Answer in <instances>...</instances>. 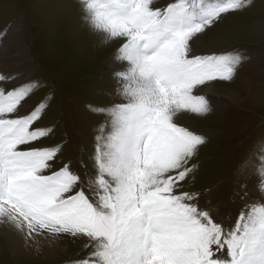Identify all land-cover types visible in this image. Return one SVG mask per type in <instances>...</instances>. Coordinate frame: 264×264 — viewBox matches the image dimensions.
<instances>
[{"label":"snow or ice","instance_id":"1","mask_svg":"<svg viewBox=\"0 0 264 264\" xmlns=\"http://www.w3.org/2000/svg\"><path fill=\"white\" fill-rule=\"evenodd\" d=\"M78 0L89 31L118 42L114 71L118 103L92 107L106 117L92 156L95 177L65 164L61 145H31L51 132L33 125L47 105L26 104L35 82L0 86V231L39 253L66 238L85 255L75 264H264V195L225 227L199 193L183 191L206 140L179 125L181 112L206 116L201 93L231 81L238 52L197 54L199 35L250 0ZM17 77L0 74V85ZM21 146H29L22 148ZM264 151V150H262ZM256 168L264 193V155Z\"/></svg>","mask_w":264,"mask_h":264},{"label":"rangeland","instance_id":"2","mask_svg":"<svg viewBox=\"0 0 264 264\" xmlns=\"http://www.w3.org/2000/svg\"><path fill=\"white\" fill-rule=\"evenodd\" d=\"M168 2L155 0L153 6ZM0 40L7 43L0 46V74L20 78L0 86L10 89L35 82L37 87L26 100L31 107L48 97L33 127L51 132L31 147L61 145L52 162L54 170L69 164L82 178L94 179L95 137L106 117L90 106L120 102L107 65L119 43H103L102 35L89 31L78 0H0ZM198 41L208 48L195 49L198 54L240 52L243 57L231 81L215 82L237 92L239 104L222 97L225 103L206 116L183 111L176 120L206 140L191 162L198 167L182 182V190L199 193L200 207H207L227 228L256 200L257 160L264 155V0H250L249 7L226 15ZM59 244L65 247L60 255L32 253L30 259L14 262L4 257L0 264H75L85 255L78 241L66 238Z\"/></svg>","mask_w":264,"mask_h":264},{"label":"bare ground","instance_id":"3","mask_svg":"<svg viewBox=\"0 0 264 264\" xmlns=\"http://www.w3.org/2000/svg\"><path fill=\"white\" fill-rule=\"evenodd\" d=\"M15 27H16V24H15ZM198 43L199 45L198 44L196 45V49H198L199 47L201 48L203 46V44H201L200 41H198ZM0 46L2 47L7 46L6 40H0ZM204 47H202L201 49L203 50L208 49L207 47L205 48ZM116 51L117 49L111 54V56L109 57L108 63H107V65L110 66L108 67V70H110L111 68V72L122 70V65L120 64V62L118 61L115 62L114 54L116 53ZM196 53L198 54V51ZM15 81H20V78H17ZM218 84L219 83L214 82L212 87L205 88V90L201 93L207 98L209 105H210V109L212 111L216 110L215 108H217V105L220 104L222 101L223 103H225V99H222V97H226L231 102H235L237 104L240 103L241 98L239 97V94L237 92H234L226 87H220L222 85L219 86ZM258 163L259 161L257 160V165ZM257 180L259 184L258 175H257ZM258 184L255 188L256 200L254 202H258L260 200V197L264 195V193L260 195V191L258 190ZM0 246L2 247L0 248L3 249L7 253L6 254L5 252H3L5 256L3 257L0 256V258L5 259L4 257L6 258L9 257L11 259V262H14L19 259H30L32 257V253H37L35 252L34 249H31V248L26 249L25 247H23V241L19 238V236L15 235L14 233L6 232V231H0ZM61 249L65 250V247L61 246L60 244L55 245L51 248L45 245L44 247H42V250L40 252H42L43 255H48L49 252H53V256H55L54 255L55 252L57 251L59 253ZM5 262L8 263V261H5Z\"/></svg>","mask_w":264,"mask_h":264}]
</instances>
